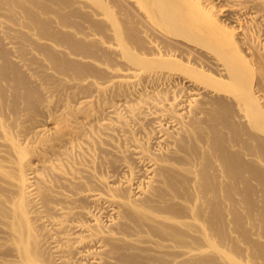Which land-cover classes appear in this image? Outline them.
Wrapping results in <instances>:
<instances>
[{
  "label": "bare ground",
  "instance_id": "obj_1",
  "mask_svg": "<svg viewBox=\"0 0 264 264\" xmlns=\"http://www.w3.org/2000/svg\"><path fill=\"white\" fill-rule=\"evenodd\" d=\"M217 1L0 0V264H264V0Z\"/></svg>",
  "mask_w": 264,
  "mask_h": 264
},
{
  "label": "rangeland",
  "instance_id": "obj_2",
  "mask_svg": "<svg viewBox=\"0 0 264 264\" xmlns=\"http://www.w3.org/2000/svg\"><path fill=\"white\" fill-rule=\"evenodd\" d=\"M225 2H226V1H224V0H223V1H222V0L220 1V0H219V1H217V5H218V6H221V5H222L221 7H223V6L226 4ZM218 3H219V4H218ZM223 3H224V4H223Z\"/></svg>",
  "mask_w": 264,
  "mask_h": 264
}]
</instances>
